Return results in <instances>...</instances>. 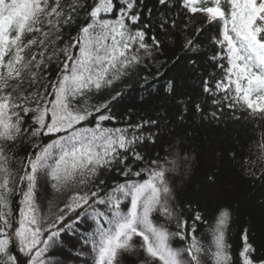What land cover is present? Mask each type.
I'll return each instance as SVG.
<instances>
[{
    "label": "snow or ice",
    "instance_id": "obj_1",
    "mask_svg": "<svg viewBox=\"0 0 264 264\" xmlns=\"http://www.w3.org/2000/svg\"><path fill=\"white\" fill-rule=\"evenodd\" d=\"M173 37L199 89L169 79L154 114L120 124L129 81L151 97ZM169 102L177 120L209 103L216 120L264 119V0H0V264H264L247 230L233 255L228 208L185 218L188 158L165 140ZM49 187L60 199L45 211Z\"/></svg>",
    "mask_w": 264,
    "mask_h": 264
},
{
    "label": "trees",
    "instance_id": "obj_2",
    "mask_svg": "<svg viewBox=\"0 0 264 264\" xmlns=\"http://www.w3.org/2000/svg\"><path fill=\"white\" fill-rule=\"evenodd\" d=\"M146 2L150 4L151 0ZM200 19L197 18V26H200ZM216 34L217 28L213 26L207 28L201 35L205 42L203 49L208 55L212 54L210 37ZM182 43L179 37L171 38L162 55L158 57L157 67L163 75L153 84L151 97H148L141 87L143 81L136 77L129 81L132 87L115 109L120 124L124 123L120 117L130 118L135 122L146 113L154 114V110L164 103L162 85L169 79L175 78L185 92L190 93L193 89H199L198 82L192 78L190 66L184 58ZM177 57L181 59L173 66V61ZM159 64H163V67H159ZM157 67L148 71L142 69L140 76L156 77ZM209 71L212 69L209 68ZM120 87L122 85L118 84L117 88ZM141 97L145 99L142 100ZM167 108L168 120L164 122L167 125L165 140L171 143L176 151H180L181 163L185 157L188 158L185 167L190 175L177 193V201L185 218L200 211L204 220L212 222L218 208H228L231 218L227 240L232 246L233 255L236 256L242 248L243 235L247 230L248 242L257 249V255L264 256V159H261L264 153L258 147L264 138V119L244 118L243 114L237 111L236 115L242 118L235 120L232 113L225 109L219 120H216L210 116L216 109L209 103L203 115L190 111L184 114L183 120H177L176 106L169 102ZM145 151L149 156H154L160 149L159 147L153 149L148 145ZM20 154L23 156V151ZM249 160L254 161L252 165L254 175L249 174L247 170ZM113 178L109 176L108 182L111 183ZM40 196L45 211L49 201L55 204L60 199L59 194L53 192L50 187L42 190ZM197 228V236L207 242L210 239L208 224L198 222ZM173 246L182 245L177 240Z\"/></svg>",
    "mask_w": 264,
    "mask_h": 264
}]
</instances>
